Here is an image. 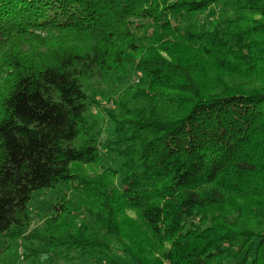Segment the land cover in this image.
<instances>
[{
  "label": "trees",
  "instance_id": "16d2710c",
  "mask_svg": "<svg viewBox=\"0 0 264 264\" xmlns=\"http://www.w3.org/2000/svg\"><path fill=\"white\" fill-rule=\"evenodd\" d=\"M47 29L93 39L37 59ZM132 71L134 92L114 80ZM3 76L0 257L20 240L33 262L264 264V0H0ZM97 81L118 96L108 133ZM44 191L57 198L32 227Z\"/></svg>",
  "mask_w": 264,
  "mask_h": 264
},
{
  "label": "rangeland",
  "instance_id": "374dc122",
  "mask_svg": "<svg viewBox=\"0 0 264 264\" xmlns=\"http://www.w3.org/2000/svg\"><path fill=\"white\" fill-rule=\"evenodd\" d=\"M216 9V21H220L223 18L224 13L222 10ZM89 39L92 40V35L88 33H82L77 30H64V31H55V29H50L46 31H39L32 38L29 39L26 48L31 49L36 52V58L42 60H50V58L59 55L63 51L67 50H81L86 43L89 42ZM33 53V52H31ZM206 77L210 76L212 79V83H218L219 81H226L225 83H233L240 84L241 80H238L235 77L228 76L227 74L216 72L209 66L206 67ZM9 77L3 76L0 79V97L3 93V87L6 85V81ZM202 80L207 82V78H203ZM114 80L119 83L121 89L135 91L138 87L145 86L146 81L144 78H141L136 74V72L132 71L127 77H123L122 75L116 74L114 76ZM208 83V82H207ZM4 85V86H3ZM91 85L95 90L98 96V101L101 103L100 108H93V117L92 120H96L99 122V125L105 129L106 133L109 132L111 125L107 121V116L103 111V108L114 109L118 108L117 97L115 96L111 99L104 97L103 91H106V85L102 84L101 81L93 82ZM108 130V131H107ZM106 160L109 165L116 167V163L112 160L110 156H106ZM56 193L53 191H44L39 193L37 198L33 201L31 205V209L34 215V221L32 222V227L42 224L40 214H43L47 211L48 207L56 200ZM235 199H232L230 203L226 206V210H231V205ZM242 204L241 201H238ZM264 202V199H252V203L255 208L261 207V204ZM125 216L128 217L126 219L132 222V226L130 227V234L138 240V238H151L147 229L143 226L142 220L139 218V215L134 211H126ZM252 228L255 227L254 224L250 225ZM5 239L1 238L0 243H4ZM25 242L20 241L13 245L10 252H7L4 256L0 257V264H66L62 260L58 258L50 259L47 257L35 258L36 260L30 261L27 260L26 255H28V249ZM156 257L158 255L156 254ZM100 263H104L105 259L103 257L98 258ZM93 259H88L83 261L80 264H93ZM225 264H236L233 260H229L225 262Z\"/></svg>",
  "mask_w": 264,
  "mask_h": 264
}]
</instances>
